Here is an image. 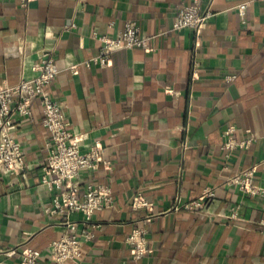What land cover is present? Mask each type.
<instances>
[{"label": "crops", "instance_id": "crops-1", "mask_svg": "<svg viewBox=\"0 0 264 264\" xmlns=\"http://www.w3.org/2000/svg\"><path fill=\"white\" fill-rule=\"evenodd\" d=\"M199 1L214 12L201 35L183 28L154 49L116 50L105 67L72 70L100 53L98 36L117 35L131 20L143 34L171 28L194 0H0V87L35 77L51 51L61 67L51 92L67 124L83 136V151L98 141L105 148V162L83 171L82 185H109L114 204L88 224L72 215L80 230L95 232L86 264H264V198L226 184L253 165L256 181L264 176V0ZM33 110L14 130L26 174L0 170V264H20L28 247L42 251L39 264H60L50 244L69 231L45 212L49 132L39 102ZM229 124L238 139L255 136L248 148L222 149ZM194 201L205 207H186ZM136 229L146 233L140 258L129 241Z\"/></svg>", "mask_w": 264, "mask_h": 264}, {"label": "built area", "instance_id": "built-area-1", "mask_svg": "<svg viewBox=\"0 0 264 264\" xmlns=\"http://www.w3.org/2000/svg\"><path fill=\"white\" fill-rule=\"evenodd\" d=\"M29 0H21L26 5ZM248 3L239 7L245 14ZM214 14L211 7L203 9L199 0L183 5L176 13L171 28L160 29L156 33L143 34L136 20L127 21L124 29L117 35L103 34L98 36L102 48L98 55L85 59L72 66V70L94 64L105 67L109 64L111 54L121 49H154L156 40L173 31L193 28L201 35L208 21ZM74 26V25H72ZM37 74L32 78H23L13 85L0 87V170L5 174H26L29 167L22 143L16 138L14 130L18 127V117L31 118L35 102H39L44 114L43 123L49 132L45 143L46 158L43 165L41 184L53 192L52 201L45 207L50 216L59 217L68 227V232L53 240L50 244V256L60 264L72 262L84 263L85 242L95 237L90 228L80 230L72 220V215L81 213L84 222L90 223L94 213L102 208L111 207L115 197L112 188L105 183L89 182L82 185V173L87 170L95 172L104 161V146L98 141L87 151L82 150L83 136L74 133L66 122L62 105L53 98L51 85L56 81L61 67L51 51H45L36 65ZM235 76H227L232 80ZM236 127L229 124L225 130V142L222 149L227 152L248 148L255 136L250 134L245 139L235 136ZM264 166V161H263ZM257 166H249L230 176L226 184L237 185L239 189L251 196L264 198V176L262 182L256 181ZM208 197L214 192L208 191ZM135 205H148L146 201L136 199ZM240 205L232 208L231 215H238ZM187 208L205 207L200 201L186 205ZM145 231L136 229L129 236L135 243V258L146 254L147 244ZM43 259L42 251L28 247L22 254L20 264H39Z\"/></svg>", "mask_w": 264, "mask_h": 264}]
</instances>
